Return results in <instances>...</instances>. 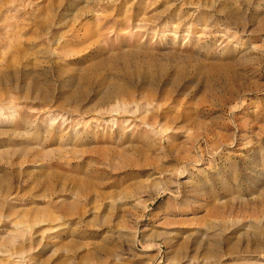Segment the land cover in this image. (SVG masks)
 I'll use <instances>...</instances> for the list:
<instances>
[{"label": "rangeland", "instance_id": "374dc122", "mask_svg": "<svg viewBox=\"0 0 264 264\" xmlns=\"http://www.w3.org/2000/svg\"><path fill=\"white\" fill-rule=\"evenodd\" d=\"M0 264H264V0H0Z\"/></svg>", "mask_w": 264, "mask_h": 264}]
</instances>
